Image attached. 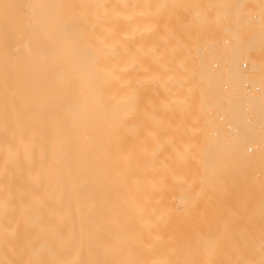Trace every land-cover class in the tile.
<instances>
[{
    "label": "bare ground",
    "instance_id": "1",
    "mask_svg": "<svg viewBox=\"0 0 264 264\" xmlns=\"http://www.w3.org/2000/svg\"><path fill=\"white\" fill-rule=\"evenodd\" d=\"M0 264H264V0H0Z\"/></svg>",
    "mask_w": 264,
    "mask_h": 264
},
{
    "label": "rangeland",
    "instance_id": "2",
    "mask_svg": "<svg viewBox=\"0 0 264 264\" xmlns=\"http://www.w3.org/2000/svg\"><path fill=\"white\" fill-rule=\"evenodd\" d=\"M187 10L188 9H190L189 7L188 8H186ZM184 12V11H183ZM180 13L179 15H177V17H179V18H186V16H185V13ZM210 12V11H209ZM208 12V17L211 15V13H209ZM252 14H255L254 12H253V8L252 7H245V9L243 10V11H241L240 13H239V18H242V17H249V16H251ZM188 16V15H187ZM228 18V15H223V16H221V19L222 20H224V19H227ZM210 35H212L213 37H215V38H217V39H220L221 37H223L224 35H226V32H224L222 29H221V26L220 25H218V26H216V27H214V29H212L211 30V32L209 33ZM207 34L205 33V36H206ZM206 208H208V207H206ZM213 223V222H212Z\"/></svg>",
    "mask_w": 264,
    "mask_h": 264
}]
</instances>
